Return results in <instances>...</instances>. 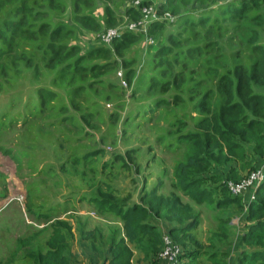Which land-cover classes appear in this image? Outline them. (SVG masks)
Segmentation results:
<instances>
[{
    "label": "trees",
    "instance_id": "16d2710c",
    "mask_svg": "<svg viewBox=\"0 0 264 264\" xmlns=\"http://www.w3.org/2000/svg\"><path fill=\"white\" fill-rule=\"evenodd\" d=\"M11 1L14 0H0V17L6 15ZM15 1L17 6L14 11L22 15L26 11H32L33 8H39L42 0ZM85 1L87 0H71L70 6L75 11L80 7L85 9L83 5ZM141 1L143 5H154L152 0ZM174 1L166 0L161 4L158 3L160 6L158 4L154 6L160 15H164L168 8H173V12L180 11L185 3L195 9V0ZM262 1L264 0H239V6L234 8L232 4L229 8L230 13L226 14L223 10L222 16L218 12L200 15L198 20L181 16L173 25L159 20L149 26L147 33L130 31L127 29L128 24H121L118 26L122 30L121 38L116 39L108 46L109 48L97 47L87 53H82L77 44L69 42L72 28L67 21L70 12L65 13L68 11L66 0L43 1V6L38 11L41 15L39 28L34 36L28 32V27L25 28L27 23L22 19L0 18V61L3 60L4 65L8 64V67L5 65L0 69V90L9 92V89H13L12 85L22 77L16 79L17 75L23 72L32 71L31 74L37 75L42 62L45 63L43 72L48 76L47 78H50L51 86L62 81L65 72L71 70L70 79L73 85L65 87L62 96L50 88L39 87L34 90L36 97L41 99L39 113H43L42 119L48 118L49 122L46 123L51 124L49 126L55 127L56 133L50 135V149L54 151L56 159H62L64 156L63 145L59 143L64 134L67 133L71 137L70 131H82L83 135L78 137L79 143L82 142L80 140H85L83 138L91 137L93 142L90 144L95 143V145L81 148L79 155L74 156L72 161L65 160L61 169L67 171V165L71 163V174L73 176L76 174V177L89 187V191L84 193L75 187L76 191L71 197L75 195L80 203L86 202L90 208L95 209L96 218L98 215L115 217L111 222L112 226L104 225L108 228L104 231V227L102 228L100 224L89 227V221L93 218L90 215L81 216L79 211L74 210L78 205L77 202L71 210L73 213L67 216L74 218V223L69 219L59 218L60 215L54 216L50 210H45L39 214L38 219L51 222L48 226L52 234L46 241L48 251H39L33 255L37 264H72L71 246L75 241H79L83 250L89 251L104 264H132L135 251L144 255V261L149 264H163L161 255L166 247L165 235H168L174 246L182 250L180 264L183 259H189L187 264H200L201 261H206L207 264H227L229 253L223 248L231 245L229 239L233 235L231 221L239 214H242L246 221V231L242 236L241 246H248L251 250L242 252L237 264H264V181L254 192L250 203H244L241 195H232L228 186L222 184L212 186L220 193L219 198L215 200L213 192L206 187L209 183L220 181L221 176L228 181L241 182L248 174L258 170L255 169V163L258 159L264 158V44L259 42L258 33L254 32L251 44L254 45L252 48L259 58L256 62L250 61V66H245L244 60L241 61L240 58L242 50H234L233 36L230 35L237 20L245 18L251 10L259 7ZM126 12L128 16H133L131 19L133 21L142 17L140 9L134 5ZM121 18L117 8L112 9L108 6L105 8L104 22L101 18L97 19L87 14H82L77 19L85 28L96 30L103 23L110 29L116 28ZM257 18L262 20L261 15H257ZM185 21L189 27L188 33H185L180 26ZM169 26H175L177 29L168 34ZM163 28H166L167 33L159 32L158 39L161 38L163 44L156 52L150 50L154 51V57L149 67L150 70L153 69L149 75L150 90L161 93L149 104L148 110L169 107L174 99V105L183 104L190 107L194 103L190 113L183 111L185 115H191L194 111L199 112L200 115L196 120L182 119L176 115L174 116L177 118L169 116L174 117L171 129L161 132L158 138L160 142L166 143L167 149H172L174 146L182 147L183 144L191 147V155H188L186 162L179 163L173 169V177L178 184L171 187L173 189L177 187V190L169 192H165L163 180L167 178V171L164 176L157 178L153 186H150V179L145 175L139 177L142 173L141 163L136 162L132 157L139 148L128 149L124 155L114 152V155L109 157V161H103V157L108 152L102 148V145L109 136L94 139V134L91 132L97 128L91 123V118L100 112L93 109L83 110L85 106L77 100V96H83L86 91L92 95L97 94L93 91V87L97 85L94 81L101 83L106 81L105 100L113 99L118 102L116 104L118 109L125 94L123 86L111 83L109 76L114 72L108 73L106 79L103 77L93 79L89 85L83 86L80 83L85 79L84 74L105 73V68L101 64L85 67L83 63L98 55L104 57L119 55L123 58V63L119 66L126 70L125 77L132 88L138 75L134 69L136 57L133 55L132 60H129L127 58L129 51L135 44H138L139 48L146 46L148 36L154 35L158 29ZM41 33L43 38L40 36ZM20 34L29 37L28 45L32 48L30 56L24 59L23 66L19 60L10 58V55L18 57L20 55L18 50L14 51ZM245 52L249 54L248 51ZM60 60L64 62L58 65L59 73L56 72L54 75L57 68L54 65L60 63ZM113 62L118 60L115 59ZM33 63L35 66L31 69ZM13 66L18 67L17 72ZM13 71L16 72L15 76ZM204 86L205 92L202 94ZM111 90L121 98L114 99L109 92ZM59 97L68 100L72 110L65 109V105H62L60 110H51L53 109L51 103L59 100ZM31 103L36 102L31 101ZM95 103L98 104V101L95 100ZM21 105L25 108L24 103ZM28 109L27 105L26 110ZM44 110L50 112L44 113ZM114 111L108 116L111 120ZM25 117L27 118L26 115ZM169 117L166 118L168 122ZM129 118L131 117L123 121L124 129L127 128ZM118 125L113 126L117 129ZM120 136L114 132L113 140H117ZM62 139L65 142L69 141H66V138ZM115 140L113 145L116 144ZM149 150L150 146L147 147L144 156L149 154ZM99 157L103 162L99 161ZM217 167L226 169L223 172H214ZM114 169L120 173L125 169L130 173L135 172V176L138 177L130 180L131 184H134L133 190H125L128 182H124L122 188L116 187L115 180L119 177H114ZM244 171H248L245 177ZM124 191L127 192L123 197L124 200H117V193ZM212 201L215 202V207L220 212H225L227 216L220 218L222 224L217 231L210 234L211 237L206 244L198 237L202 215L198 212L197 206L214 204L211 203ZM66 205L63 206L64 213L69 211ZM60 209H62L61 205L56 208V212ZM99 219L104 218L99 216ZM159 220L166 223L167 234L163 235L159 232ZM38 237L32 236L26 241L37 240Z\"/></svg>",
    "mask_w": 264,
    "mask_h": 264
},
{
    "label": "rangeland",
    "instance_id": "374dc122",
    "mask_svg": "<svg viewBox=\"0 0 264 264\" xmlns=\"http://www.w3.org/2000/svg\"><path fill=\"white\" fill-rule=\"evenodd\" d=\"M43 1L44 0L41 1L39 8L43 6ZM134 1L136 0H87L83 2L85 9L80 7L75 11L72 9V6H70L71 0H66L68 11H65V13L69 14L70 12L67 21L70 24V28H72V35L70 36L69 42L77 44L82 53H87L97 47L109 48L108 46L110 45L103 44L102 36L110 27H107L106 24L103 23L96 30L85 28L82 23H79L77 19L78 16L87 14L95 16L97 19L101 18L102 22H104L105 8L108 6L112 9L117 8L119 15L122 16L121 20L116 25V28H118L121 24L127 25L133 21L131 20L133 16H128L126 11L133 6ZM163 1L166 0H152L155 6H157L158 3L161 4ZM189 1L194 0H184V2ZM195 1V9L191 6H187L186 3L184 8L177 12H173V8H168L167 13L172 14L174 20L167 24L173 25L177 23L181 16H187V18L190 17L194 20H198L200 15L203 16V14L208 13L215 14L218 12L221 13L222 16L224 15V11L226 14L230 13L229 8L232 4H234V8L240 4L239 0ZM174 2H176V0ZM160 4H158V6H160ZM15 6H17V2L15 0L11 1L8 4L6 15H2L0 18L22 19L23 22L27 23L25 28L28 27V32L34 36L35 31L39 28L41 15L38 11L40 9L36 8L38 9L36 12V9L33 8L32 11H26L25 14L18 15L14 11ZM257 15H261L262 20H258ZM227 20L228 19H225V21ZM180 26L185 33L189 32L186 21ZM6 28L8 27L6 26ZM175 28V26H169L167 28L168 34L175 31ZM161 31L162 33L166 32V28L158 29L154 35H151L152 37L149 35L148 38L151 40H147L148 43H145L146 46L139 48L138 44H135L129 51L127 55L129 60H132L134 56L136 57L134 69L138 75L132 88L126 80V70L119 66L123 63V58L119 55H114L112 57L98 55L83 63L85 67L101 64L105 68V73L101 74L97 73L93 75L92 73H83L85 79L80 83V85L83 86L89 85L93 79L102 77L106 79L107 76H109L108 73L114 72L109 76V79L114 85L123 86L124 90H122L125 94L124 97H122L123 102L121 101L122 103H120L118 109H116V104L118 102L116 103L113 99L111 101L105 100V91H107V89L104 90V85H106V81L102 83L94 81L97 85L93 87V91L97 92V94L92 95V93L86 91L83 96L78 95L77 100L81 105L85 106L83 110L93 109L99 110L100 112L91 118V123L97 127L91 130V132L94 134V139L101 138L102 136H109L106 143L102 145V148L108 152L107 155L103 157V161H109V157L113 156L114 152L124 155L128 149L139 148L132 156L136 162L141 163L142 173H140L139 177L145 175L146 178L150 179V186H153L156 184L157 178L164 176L165 171H167V178L163 180L166 187L165 192H169L170 190H177V187L174 189L171 187L177 186L178 184L173 177V169L179 163L186 162L188 155H191V147L183 144L182 147L174 146L172 149H167V147H165L167 146L166 143L160 142L158 138L161 132L171 129L174 117L177 116L182 119L192 118L196 120L200 115L197 111L192 112L191 115H185L183 111L186 110L187 113H190L191 110H193L194 103H192L190 107H186L183 104L174 105V99H172V105L169 107H162L153 111L148 110L149 104L159 97L160 95L158 94L161 93L160 91L150 90L151 83L149 79L150 72L153 70H150L149 67L154 57V51L156 52L163 44L161 38L158 39V35H160L159 32ZM254 32L258 33L259 42L264 44V1H262L259 7H255L251 10L245 18H239L236 25H234L233 29L230 31V35L233 36L232 43L235 47L234 50H242L240 58L241 61L244 60L243 65L245 66H250V61L256 62L259 58L256 51L252 48L254 45L251 44ZM40 36L43 38L42 33ZM29 40L27 35L20 34L16 40L18 42L17 48L14 50L15 52L18 50L20 55L19 57L17 55H10L11 59H15V61L19 60L22 66L24 65V59H27L31 54L32 48L28 45V42H30ZM64 42H66V40ZM245 51H248L249 54L247 55ZM115 59H117L118 62H113ZM9 62L13 64L12 61ZM63 62V60H60V63H55L54 67L57 68L54 71V75H56L55 73L60 69L58 65ZM33 64L31 65V69L35 66V64ZM41 64L42 66L38 69V76H34L33 73L31 74L32 71L28 73L23 72V74L17 75L16 79L20 76L22 77L17 79L16 84L12 85L14 87L13 89H9V92H5L4 89L0 90V262L2 264H6L7 262L12 264H37L33 255L39 251H48L46 241L52 234L49 230L50 226H48L51 222L47 223L45 219H38L39 214L43 213L45 210H50L54 216L60 215L59 218L61 219H68V214L73 213L71 210L75 202H77L78 205L74 210L79 211L81 216L87 217V215L92 216V213L96 214V212H94L96 210L90 208L86 202L80 203L75 195L71 197L76 191L74 189L75 187L83 193L89 191V187L85 182H82L79 177H76V174L74 176L71 174V163L67 165V171L61 169L62 165L66 162L65 160L72 161L74 156L79 155L78 152L81 148L90 147L95 145V143L92 145L90 144L93 142L91 137H85L83 138L85 140H80L82 142L79 143L78 137L83 135L82 131H70L71 137L75 136L76 138L69 137L67 133L61 136L59 143L63 145L64 156L62 159H56L54 151L50 149V135L51 133L54 135L56 130L55 127L49 126L51 124L48 125L46 123L49 122L47 120L48 118L42 119L43 113H39L41 99H38L34 92V90L39 87H45L50 88L62 96L64 88L73 85L70 79L72 76L71 70H69L68 73L65 72L62 81H58L51 86L50 78H47L48 76L43 72L45 70V63L42 62ZM5 65L8 67V64ZM5 65L4 61L1 60L0 69ZM17 69L18 67H14L16 72ZM159 70L160 69H158V71ZM16 72L13 71L14 76ZM119 73L122 74V77L118 75ZM123 82H126L127 85L124 86ZM109 92L112 97L114 96V99L121 98L116 95L115 91L111 90ZM204 92L205 86L203 87L202 94ZM85 97L90 101H87ZM95 100L98 101V104L95 103ZM31 101L36 103H31ZM22 103H24L25 108L21 105ZM51 104L53 106L51 110H60L62 105H65V109L68 108L67 110H72L69 101L65 99L60 98L59 100L53 101ZM95 104H97V107ZM27 105L29 108L28 110H26ZM113 111L114 117H112L113 120H111L108 116ZM49 112L50 110H44V113ZM128 117L131 118H129L126 130L124 129L123 121ZM167 117H169V122L166 121ZM118 121H120L119 125ZM114 124L118 125L117 129L113 126ZM114 132L121 135L117 140L114 139L116 141L115 145H113ZM62 138H66V141H69L65 142ZM148 146H150L149 154L144 156ZM140 148H142L141 151ZM99 161H102V159L100 158ZM147 161L149 163H147ZM255 164V169L263 168L264 158L258 159V162ZM100 165H98V170H100ZM225 169L226 168L217 167L214 172H223ZM143 171L145 173H143ZM248 171H244V177L248 174ZM105 174H107V170H105ZM114 174L115 178L119 177L115 180L117 188H122L124 182H128V185L125 186V190L131 191L134 189V184H131L130 180L134 177H138L135 176V172L130 173V171L125 169L120 173L117 169H114ZM230 182L232 181H228L225 177L221 176L220 181L209 183L206 187L213 192V198L217 200L220 193L216 192V188H212V186H216L217 184L228 186ZM253 189L254 188L249 189L241 195H246L244 196V203L251 202L252 199H250V196H252ZM126 194V191L117 193L116 199L124 200L123 197ZM211 203L214 204L206 203L202 206H197L198 212L202 215V225L198 231V237L206 244L209 242V237H211L210 234L217 231L222 224L220 218H225V216H227L225 212H220V210L215 207L216 204L214 201ZM65 204H67L66 206L69 210L67 213H64L63 209ZM59 205L62 206V209L56 212V208ZM241 215L242 214H239L232 218L233 235H235L236 232L239 233L243 227L242 219H240ZM99 216L110 222L115 220L114 216L98 215V218L92 216L93 219H90L89 227H93L95 224H100L101 227H104L103 223L100 221L102 219H99ZM69 219L72 223L75 222L74 218L70 217ZM105 224L110 225L112 223ZM158 225L159 232L162 233L160 222H158ZM103 230L107 231L108 228L104 227ZM41 232H43V234ZM32 236L33 238L39 237L37 240L31 239L26 241V239H30ZM77 242L78 241H75V243L73 242L72 246H74V250L80 251L82 248L81 245H77ZM84 252H86V250H84ZM188 262L189 259L185 264ZM80 264H84V262Z\"/></svg>",
    "mask_w": 264,
    "mask_h": 264
},
{
    "label": "built area",
    "instance_id": "2783aa9c",
    "mask_svg": "<svg viewBox=\"0 0 264 264\" xmlns=\"http://www.w3.org/2000/svg\"><path fill=\"white\" fill-rule=\"evenodd\" d=\"M133 5L140 9L142 17L141 19L137 21H132L128 24L127 29L130 31L147 33L149 26L154 22H157L159 20L172 22L174 20V16L172 14L166 12L164 13V15H160L159 11L154 5H143V2L141 0L134 1ZM121 36L122 30L120 28L109 29L102 36L103 44L111 45L116 39L121 38ZM118 75L122 77L121 73H119ZM123 84L124 86L127 85L126 82H123ZM263 168L251 172L241 182L228 183V188L231 194L234 196H240L252 188H254L253 192H255L256 189L264 181ZM253 197L254 193L252 195V199ZM91 215L93 217L96 216L95 213H92ZM164 241L166 243V247L161 255L162 261H165V264H179V258L182 250L172 244L168 235L164 236Z\"/></svg>",
    "mask_w": 264,
    "mask_h": 264
},
{
    "label": "crops",
    "instance_id": "0c3cea01",
    "mask_svg": "<svg viewBox=\"0 0 264 264\" xmlns=\"http://www.w3.org/2000/svg\"><path fill=\"white\" fill-rule=\"evenodd\" d=\"M253 193L254 192L252 191V195H253ZM244 196H246V195H244ZM244 196H242L243 197V202L245 200ZM251 198H252V196H250V199ZM94 217H97V215L94 216ZM240 219H242L243 227L241 228V230H240L239 233L236 232L235 235H232L229 238L230 241H231L230 242L231 245L223 248L224 251H227L229 253V257L226 260L227 264H237V260L240 257V255L242 254V252L250 251L251 250V248L248 247V246H244V245L241 246V239H242L243 234L246 231V221L243 219L242 216H241ZM103 221L105 223H111L107 219H102L101 222L103 223V225H105V223ZM159 222H160L161 227H162V234L163 235L164 234H167V226H166V223L164 221H161V220H159ZM110 225H113V224H110ZM78 244L80 245L79 241L77 242V245ZM81 248H82V246H81ZM82 249H80V251L79 250L76 251V250H74V246H72V248H71V254H72L71 255V260H72V264H80L81 262H84V264H104L102 261H99L96 258V256L92 255L89 251L88 252H84V250H82ZM187 260L188 259H183L181 261V264H185ZM163 262H164L163 264L166 263L165 261H163ZM15 263H16V261H15ZM17 264H20V263H17ZM132 264H149V263L144 261V255H142V254L138 253L137 251H135L134 252V257L132 259ZM200 264H207V262L206 261L205 262L204 261H201Z\"/></svg>",
    "mask_w": 264,
    "mask_h": 264
}]
</instances>
